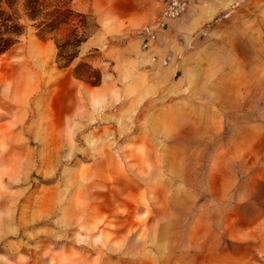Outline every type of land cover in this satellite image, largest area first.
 I'll use <instances>...</instances> for the list:
<instances>
[{
    "label": "rangeland",
    "instance_id": "1",
    "mask_svg": "<svg viewBox=\"0 0 264 264\" xmlns=\"http://www.w3.org/2000/svg\"><path fill=\"white\" fill-rule=\"evenodd\" d=\"M118 6L76 0L68 68L33 32L0 57V264H264V0Z\"/></svg>",
    "mask_w": 264,
    "mask_h": 264
},
{
    "label": "trees",
    "instance_id": "2",
    "mask_svg": "<svg viewBox=\"0 0 264 264\" xmlns=\"http://www.w3.org/2000/svg\"><path fill=\"white\" fill-rule=\"evenodd\" d=\"M96 25L77 9L76 0H0V57L33 32L40 40H51L59 68H68L79 57ZM73 76L96 87L102 73L86 61L77 62Z\"/></svg>",
    "mask_w": 264,
    "mask_h": 264
},
{
    "label": "built area",
    "instance_id": "3",
    "mask_svg": "<svg viewBox=\"0 0 264 264\" xmlns=\"http://www.w3.org/2000/svg\"><path fill=\"white\" fill-rule=\"evenodd\" d=\"M159 6L160 14L165 19L181 17L187 11L191 0H154Z\"/></svg>",
    "mask_w": 264,
    "mask_h": 264
},
{
    "label": "crops",
    "instance_id": "4",
    "mask_svg": "<svg viewBox=\"0 0 264 264\" xmlns=\"http://www.w3.org/2000/svg\"><path fill=\"white\" fill-rule=\"evenodd\" d=\"M130 1L132 2L133 0H116V4L118 6L121 2L130 3ZM145 3H146V9L143 11L142 17L145 19L146 26H147V25L152 24L154 19L157 17L158 7L154 0H145ZM134 9L135 8L131 5V6H128L126 10H117V14L119 17L127 16L128 14H132V11Z\"/></svg>",
    "mask_w": 264,
    "mask_h": 264
}]
</instances>
